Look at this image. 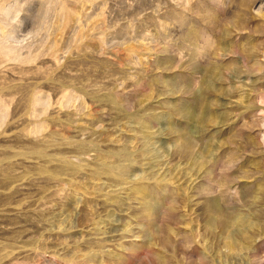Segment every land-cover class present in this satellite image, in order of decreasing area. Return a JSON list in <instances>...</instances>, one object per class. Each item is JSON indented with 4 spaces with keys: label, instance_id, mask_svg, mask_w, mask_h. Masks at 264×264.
Instances as JSON below:
<instances>
[{
    "label": "rangeland",
    "instance_id": "obj_1",
    "mask_svg": "<svg viewBox=\"0 0 264 264\" xmlns=\"http://www.w3.org/2000/svg\"><path fill=\"white\" fill-rule=\"evenodd\" d=\"M0 264H264V0H0Z\"/></svg>",
    "mask_w": 264,
    "mask_h": 264
},
{
    "label": "bare ground",
    "instance_id": "obj_2",
    "mask_svg": "<svg viewBox=\"0 0 264 264\" xmlns=\"http://www.w3.org/2000/svg\"><path fill=\"white\" fill-rule=\"evenodd\" d=\"M210 212H209V220L208 223H212L214 221V217H221L222 218V235H225V239L229 240L228 242L232 247L236 246L235 242L238 239H241L243 235L249 230L252 229V222L248 219V216H242L237 213H229L223 207L214 202H210ZM234 210V209H233ZM235 212H237L235 210ZM215 221H217L215 219ZM238 246V245H237Z\"/></svg>",
    "mask_w": 264,
    "mask_h": 264
}]
</instances>
